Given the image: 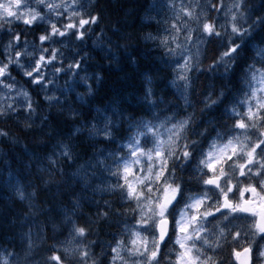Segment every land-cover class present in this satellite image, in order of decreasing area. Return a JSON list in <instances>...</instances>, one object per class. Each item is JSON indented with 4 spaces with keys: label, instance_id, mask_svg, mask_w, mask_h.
Here are the masks:
<instances>
[{
    "label": "clouds",
    "instance_id": "clouds-1",
    "mask_svg": "<svg viewBox=\"0 0 264 264\" xmlns=\"http://www.w3.org/2000/svg\"><path fill=\"white\" fill-rule=\"evenodd\" d=\"M0 264H264V0H0Z\"/></svg>",
    "mask_w": 264,
    "mask_h": 264
}]
</instances>
